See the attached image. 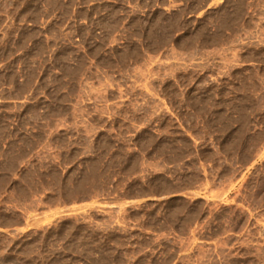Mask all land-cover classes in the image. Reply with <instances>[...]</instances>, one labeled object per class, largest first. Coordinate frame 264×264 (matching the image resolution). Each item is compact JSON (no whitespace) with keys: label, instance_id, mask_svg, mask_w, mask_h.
Instances as JSON below:
<instances>
[{"label":"rangeland","instance_id":"1","mask_svg":"<svg viewBox=\"0 0 264 264\" xmlns=\"http://www.w3.org/2000/svg\"><path fill=\"white\" fill-rule=\"evenodd\" d=\"M0 10V264H264V0Z\"/></svg>","mask_w":264,"mask_h":264},{"label":"crops","instance_id":"2","mask_svg":"<svg viewBox=\"0 0 264 264\" xmlns=\"http://www.w3.org/2000/svg\"><path fill=\"white\" fill-rule=\"evenodd\" d=\"M65 2L67 0H64ZM112 1V0H108ZM61 17V15H59ZM50 22V19L42 20L41 22H36L35 20H28L25 21L24 16H17L15 19H10L8 14L4 10H0V76H8V72L5 70V66L8 63V56H6V53L4 50L6 49V44L4 43L8 39V34H9V29H13V38L14 40L18 41L20 36L22 39L24 35V28L27 25L30 28L36 29L39 27H45L48 23ZM73 23V8L70 6V11L67 14L64 15V20L59 23L61 26H63L64 33L66 34L67 32L71 33V24ZM67 25H70V28L67 29ZM19 28L21 29L19 31ZM21 33V34H20ZM14 56L19 58V55L22 54V51L16 50L15 53H13ZM240 76H264V74H241ZM4 87H7V83L5 84ZM3 88V85H0V89ZM6 101L5 98L0 94V102Z\"/></svg>","mask_w":264,"mask_h":264}]
</instances>
